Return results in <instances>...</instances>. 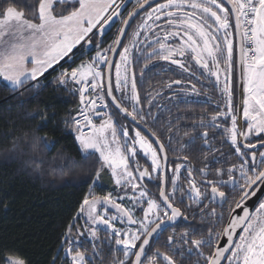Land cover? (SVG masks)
Returning a JSON list of instances; mask_svg holds the SVG:
<instances>
[{
    "label": "snow or ice",
    "instance_id": "6c2138e0",
    "mask_svg": "<svg viewBox=\"0 0 264 264\" xmlns=\"http://www.w3.org/2000/svg\"><path fill=\"white\" fill-rule=\"evenodd\" d=\"M26 6L27 13L15 0L0 2V78L13 91L53 73H59L54 80L59 85L78 86L74 94H78L81 108L72 120L74 140L83 160L95 157L99 165L91 183L97 186L101 173L109 171L124 193L101 196L89 190L62 237L59 251L68 264H95L102 258L98 243L123 254L114 264H177L173 255L153 250L150 242L177 218L188 219L174 203L181 191L201 210L205 200L220 207L230 205L223 232L208 228L201 238L182 233L183 244L191 245L189 253L202 256L203 264H264V0H35ZM117 21L121 26L108 43L104 37ZM134 50H140L149 63L168 62L190 77L195 76L194 64L202 76L222 85L224 110L217 105L209 126L222 128L240 162L216 168V180H201L210 192L197 186L191 166L176 164L168 174V151L176 129L171 120L164 122L154 112L159 106L153 101L161 90L144 88L148 63L139 72L138 86ZM93 51L91 59H83ZM235 71L245 94L237 111L232 90ZM182 83L176 79L161 87L172 89ZM95 117L100 118L98 124ZM238 118L246 127L238 125ZM46 124L45 120L40 127ZM207 137V132L202 133L205 143ZM42 139L49 150L54 146L46 138L33 136V151ZM140 158L149 161L147 167L140 164ZM182 168L187 190L178 184ZM195 171L202 177L208 174L206 167ZM146 180L156 182L155 196ZM237 192L238 198L233 195ZM257 193L261 194L258 203L249 210L246 201ZM209 215L224 219L215 208ZM101 230L109 234L106 241L99 240ZM173 242L174 236H168L167 244ZM86 244L93 247L91 255H86ZM202 247L210 249L208 254ZM56 261L53 257L52 264ZM5 264L29 262L16 255L7 257Z\"/></svg>",
    "mask_w": 264,
    "mask_h": 264
},
{
    "label": "trees",
    "instance_id": "16d2710c",
    "mask_svg": "<svg viewBox=\"0 0 264 264\" xmlns=\"http://www.w3.org/2000/svg\"><path fill=\"white\" fill-rule=\"evenodd\" d=\"M34 2L15 0L26 13V5ZM115 27L104 37L108 43ZM58 74L46 75L44 87H28L29 81L15 91L0 78V264L16 255L29 264H52L57 257L60 264L65 230L89 190L95 192L91 180L99 165L95 157L85 162L74 140L76 85L54 82ZM33 136L54 146L49 150L42 139L33 151ZM96 263L101 264L99 258Z\"/></svg>",
    "mask_w": 264,
    "mask_h": 264
},
{
    "label": "flooded vegetation",
    "instance_id": "af4514ba",
    "mask_svg": "<svg viewBox=\"0 0 264 264\" xmlns=\"http://www.w3.org/2000/svg\"><path fill=\"white\" fill-rule=\"evenodd\" d=\"M120 26L119 24L118 27H115L116 31ZM116 31L111 37L115 35ZM132 56L133 67L137 72L138 86L141 83L139 72L144 68V64L148 63V68L144 70L146 76L144 88L149 89L155 86V88H160L161 90V95L157 96L153 101L154 104L159 106L154 109V112L158 113L164 122L171 120L176 129V135L168 151V174L171 175V170L176 164L191 166L194 169L193 176L197 180V186L201 188L202 192H210V188L206 184L200 183V181L216 180L218 179L215 172L216 168H226L231 164H238L240 162L230 143L226 142L222 128L209 126L210 116L215 114L217 105L220 106V110H224L225 100L222 98V85L214 84V78L209 79L206 77V74L202 76L198 70V66L194 64L192 65V71L195 73V76L190 77L189 73L182 72L177 66L171 65L168 62L159 60L147 62L140 50H134ZM116 61L118 62V57ZM238 75V71H235L232 77L234 111L241 109V101L245 95L242 93ZM176 79L182 80L183 83L181 85H173L172 89L161 87ZM193 84H195V91L192 90ZM116 94L119 96V93ZM141 95L143 97L144 93L141 92ZM241 124H245V122L238 118V125ZM204 132L208 133L207 143L202 138V133ZM185 156L188 157L187 161L183 159ZM148 163L149 161L140 158L142 166L147 167ZM205 167L208 173L206 177H202L201 174L195 171V169ZM185 175V171L182 168L178 184L182 186V189L187 190L188 183ZM224 179H227V177H224ZM109 182L110 184L100 183L95 186L94 193L101 196L112 193L113 197L124 194L115 185L114 180L110 179ZM144 183L147 184L150 194L155 196L158 191L156 182L146 180ZM221 190L225 192L229 191L228 188H222ZM233 195L238 198L239 193L237 192ZM182 198L183 203L181 202ZM124 203L126 206H130L127 200ZM174 203L188 219L177 218L173 224L167 226V231L162 233L157 240L150 242L151 246L153 250L159 248L162 252H168L170 255H173L174 259L177 260V264H197L198 261L200 264H203V257L195 254L194 251L193 253H189L187 249L191 245L183 244L180 237L183 232L188 231L190 236L194 235V238H201V236L207 235L206 230L208 228H211L213 232H223V229L228 224V208L230 205L225 204L224 207H220L214 202L205 200V207L201 210L197 204L188 199L183 191L177 193ZM212 208L216 209L217 214L223 213L224 219L222 221L219 220V215H209V211ZM137 215H140L139 211H137ZM117 227H120V225L118 224ZM170 235L174 236V242L171 246L167 244V237ZM98 237L100 241H106L109 238V234L101 230L98 232ZM96 247L100 250L102 258H99V261L101 264H114L116 259H123L121 252L114 253L112 248L107 244L98 243ZM106 248L110 252H104ZM84 250L86 251V255H91L93 247L91 244H86ZM176 250H181L183 255H175ZM202 251L206 255L210 249L202 247ZM110 255L111 258L109 257ZM95 264H97L96 260Z\"/></svg>",
    "mask_w": 264,
    "mask_h": 264
},
{
    "label": "built area",
    "instance_id": "2783aa9c",
    "mask_svg": "<svg viewBox=\"0 0 264 264\" xmlns=\"http://www.w3.org/2000/svg\"><path fill=\"white\" fill-rule=\"evenodd\" d=\"M34 83H36V86H35L36 88H41V87H44L45 86V84H44V78H41L39 80V82H33L30 86H33ZM80 108H81V105L79 103L78 108H77V116L76 117H78V115H79ZM98 120H99V117H95L94 118V122L95 123H97ZM84 131L85 132H88L89 129L85 128ZM60 264H68V261L66 259H64V253L63 252H62V255H61Z\"/></svg>",
    "mask_w": 264,
    "mask_h": 264
},
{
    "label": "water",
    "instance_id": "95a60500",
    "mask_svg": "<svg viewBox=\"0 0 264 264\" xmlns=\"http://www.w3.org/2000/svg\"><path fill=\"white\" fill-rule=\"evenodd\" d=\"M162 1V0H159V2ZM153 2H157V0H153ZM117 60V58H116ZM261 196L260 193H257V196H254V197H251V199H249L248 201H246V206L249 208V210H252L258 203V198ZM237 213H240V210L237 209L236 210ZM223 239H221L220 243L223 245Z\"/></svg>",
    "mask_w": 264,
    "mask_h": 264
},
{
    "label": "rangeland",
    "instance_id": "374dc122",
    "mask_svg": "<svg viewBox=\"0 0 264 264\" xmlns=\"http://www.w3.org/2000/svg\"><path fill=\"white\" fill-rule=\"evenodd\" d=\"M117 23L119 24V22L117 21ZM118 27V26H117ZM114 32L116 31V29L115 30H113ZM85 55H87V54H85ZM84 55V56H85ZM95 55V54H94ZM93 55V56H94ZM74 59H76L77 61H79L80 60V57H75ZM3 80V79H2ZM106 175H108V176H106ZM110 179H112V180H114L113 179V177L110 175V173H109V171H106V173L105 174H101V177H100V180H99V182H98V184H100V183H103V184H110ZM109 180V181H108Z\"/></svg>",
    "mask_w": 264,
    "mask_h": 264
},
{
    "label": "crops",
    "instance_id": "0c3cea01",
    "mask_svg": "<svg viewBox=\"0 0 264 264\" xmlns=\"http://www.w3.org/2000/svg\"><path fill=\"white\" fill-rule=\"evenodd\" d=\"M62 62H63V61H62ZM62 62H61V63H62ZM30 66H31V65H29V67H30ZM2 79H3V78H2ZM3 81H4V80H3ZM4 82L7 84V82H6V81H4ZM30 82H32V81H30ZM7 85H8V84H7ZM8 86H9V87H11L10 85H8Z\"/></svg>",
    "mask_w": 264,
    "mask_h": 264
}]
</instances>
